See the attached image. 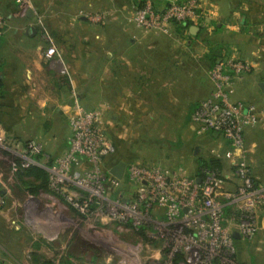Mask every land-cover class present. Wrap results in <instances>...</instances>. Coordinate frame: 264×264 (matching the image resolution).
Instances as JSON below:
<instances>
[{
    "label": "crops",
    "instance_id": "crops-1",
    "mask_svg": "<svg viewBox=\"0 0 264 264\" xmlns=\"http://www.w3.org/2000/svg\"><path fill=\"white\" fill-rule=\"evenodd\" d=\"M29 1L30 6L23 8L18 0H0V15L7 22L6 33L0 39V137L21 145L36 141L54 160L69 148V117L78 102L88 111L102 109L110 115L107 133L116 144L120 159L132 162L136 155L118 147L120 138L126 135L118 130L133 121L132 114L142 117L143 102L134 99L144 98L147 90L158 89L159 97L167 100L170 88L162 82L168 79L166 70L164 72L168 60L161 62L158 58L157 68L155 55L165 52V47L159 42L161 38L169 37L146 35L129 22L122 8L140 0ZM150 1L162 8L171 0ZM206 1L214 6L213 29L203 30L206 33L203 37H208L211 45L198 38L199 33L192 31L194 27L189 32L184 31L191 40H198L200 44L197 46L202 47V57L194 59L196 64L190 65V76L200 75L199 85H192L189 96L185 98L187 122L191 125L194 124L190 116L198 104L213 94L205 56L215 47L224 57L259 63L257 70L239 81L240 99L236 101L264 105V94L259 87L264 83V0ZM104 11L111 13L108 23L93 24L86 17L90 13ZM176 37L175 41L181 42L182 37L173 35ZM121 39L127 40L119 44ZM52 45L57 48L58 55L48 60L45 52ZM190 46L191 42L188 43ZM172 62L174 69L180 68V63ZM188 64V61H183L181 66ZM168 69L173 71L170 67ZM63 71H66L65 75ZM153 75L154 79H150ZM178 98L182 102L183 97ZM251 133L264 135V123ZM192 134L190 140L199 145L197 155H200L199 147L203 144L213 145L212 149L219 146V150L213 151L217 153L215 158L223 162V172H228L230 164L226 154L231 147L227 139V143L223 139L224 143L220 144L219 135L210 133L198 137L196 132ZM251 140L248 137V151L251 145L256 147V141ZM7 158L10 156L7 157L0 148V167L7 169L3 172L0 168V194L5 200L0 211L2 264H103V260L105 264H118L96 246L94 250H86L85 246L90 241L80 234L78 213L62 197L53 196L47 189L40 188L36 194L25 191V188L40 187L42 181L35 175L26 174V170L20 167V161L15 170L11 169ZM248 160L251 167L250 157ZM199 169L198 163L195 175L190 176L199 177ZM259 182L264 185V182ZM48 199L53 200L59 209L61 207L62 212L67 211V216L57 213L55 205L47 204ZM259 220L261 237L264 211L259 213ZM3 225L7 229L4 230ZM24 227L32 231L31 237L26 238L22 234ZM242 244L244 241L237 237L239 256ZM48 246H51V251Z\"/></svg>",
    "mask_w": 264,
    "mask_h": 264
},
{
    "label": "built area",
    "instance_id": "built-area-1",
    "mask_svg": "<svg viewBox=\"0 0 264 264\" xmlns=\"http://www.w3.org/2000/svg\"><path fill=\"white\" fill-rule=\"evenodd\" d=\"M18 3L30 6L29 0ZM122 10L146 35L170 36L175 23L211 30L215 18L214 6L206 0H171L162 8L140 0ZM110 16L108 11L86 15L93 24L108 23ZM6 30L7 22L0 15V39ZM57 55L54 45L45 52L48 60ZM259 67L258 62L224 57L208 72L212 96L202 100L192 115L198 137L212 133L229 142L226 173L204 169L193 177L182 169L129 161L123 179H118L111 170L123 160L107 133L106 112L88 111L78 102L69 117L70 145L62 156L51 160L40 143L21 145L7 137H0V148L10 156L11 169L20 161L23 170L39 167L48 173L50 192L78 213L79 230L86 239L88 233H106L110 238L113 231L145 233L160 245L161 258L150 264H243L237 260L234 235L253 241L261 231L259 213L264 211V185L257 183L247 159V139L264 123V105L234 101L233 96L239 81ZM4 205L0 194V211ZM90 243L119 255L118 264H147L139 257L141 244H124L123 249L106 238Z\"/></svg>",
    "mask_w": 264,
    "mask_h": 264
},
{
    "label": "rangeland",
    "instance_id": "rangeland-1",
    "mask_svg": "<svg viewBox=\"0 0 264 264\" xmlns=\"http://www.w3.org/2000/svg\"><path fill=\"white\" fill-rule=\"evenodd\" d=\"M174 29L175 30L170 36H166L169 37V39L165 38V40L161 38V42H159L165 47V52L155 55V64L157 68L158 58L161 60V62L162 60H168L165 66L167 68L164 69V72L166 70V75L168 74V79L165 80V82L161 81L162 84H165L168 89L170 88L167 94L168 98L165 101V99L159 97L160 91L154 88H152V90H147L144 93V98H135L134 100H140L143 102L141 108H143L142 111H144V114L141 118H138L141 115L132 114L134 116L133 121L128 123L126 127L121 126L118 131L120 132L121 130V132L126 135L120 138L121 141L118 147H123L124 150L136 155L134 160H132L133 162H140L146 165L159 164L172 170L182 169L186 171L188 175H195L199 160L216 157L217 153L213 151L219 150V146H215V148L212 149L214 147L213 145L210 146L203 144L199 147L200 152L198 153L200 155H197L196 149H198L197 147L199 146L198 142L190 140V137L193 135L192 133L195 132V126L191 125V123L188 124L187 122L188 114L187 108H185V105L187 104L185 98L189 96V89L192 85L196 87L199 85L200 75L196 73L197 75L195 74L190 76V65L196 64L194 59L202 57V47L197 46L200 44L198 43V40L193 41L191 40L190 35H187L181 31L177 33L176 28ZM198 29L199 31L197 32L199 34L203 36L206 34L205 31H203L205 29ZM173 35H180L182 37L181 42L175 41L177 37L173 38ZM126 40L127 39L119 40V44L122 41L126 42ZM201 41L202 40H200V42ZM151 42L154 41L151 40ZM189 42L192 43V46L190 47H188ZM172 61L180 63V68L174 69L172 65L174 62ZM183 61H188V66H181ZM168 67L172 68L173 71L175 70L176 73L169 70ZM192 72L193 74L195 73L194 71ZM172 74H175V76L173 75V77H170ZM154 77V75L152 77L150 76V79H154ZM155 82H158L157 78ZM239 93V90L236 89V94L233 96L234 101L240 99ZM198 94L199 93L197 92V95ZM177 95L183 97L182 102H180L181 100ZM178 104H182L184 106H179ZM109 117L110 115L106 113L107 123L110 121ZM121 125L124 124L121 123ZM191 126L194 127V130ZM254 131L255 130L252 132L254 133ZM111 134H113V131H111ZM255 135L256 134L250 133L248 136L251 137V141H256V147H252V145L249 147L250 151H248L249 153L247 158L249 159L250 157L251 159V167H254L253 173L256 179L264 182V135ZM223 139L225 138L221 136V138L218 140V143L223 144ZM225 142L227 143L226 139ZM0 168L3 170V172H5V170L7 171L5 167ZM9 178L11 180V177ZM25 191H29V188H25ZM54 195L55 194H53V196ZM46 201L49 202L47 203L49 205H55L53 204L54 201L51 199ZM54 210L57 213L62 212L61 207L59 209L57 205L54 206ZM62 213L67 216V211H63ZM11 219H9V223L11 222ZM77 223L78 229H80V221L78 219ZM3 226L4 230L7 229L6 225ZM22 234H24L26 238H29L32 236V231L29 228L24 227ZM112 234L114 235L112 238L108 237L106 233L101 236H96L94 233H88L86 237L89 241L96 240L98 238H106V240L110 239L111 241L118 243L123 249L125 247L124 244L134 246H139V244H141V252L139 257L142 259V261H147V264H150L154 260L161 258L158 253V248L160 246L158 241L147 240L146 237L141 235H132L131 233L123 234L119 231H113ZM262 234L263 235H261V237L258 234L253 241L244 242L245 244H242L241 256H239V253L237 256L238 262L243 264H264V232ZM85 248L86 250L90 251L94 250L95 246L88 242ZM47 249L51 251V246H48ZM102 252L105 254V256L112 257L115 263L121 260L119 255L107 252L103 249ZM104 261L105 260H103V264H105Z\"/></svg>",
    "mask_w": 264,
    "mask_h": 264
},
{
    "label": "trees",
    "instance_id": "trees-1",
    "mask_svg": "<svg viewBox=\"0 0 264 264\" xmlns=\"http://www.w3.org/2000/svg\"><path fill=\"white\" fill-rule=\"evenodd\" d=\"M135 3H137V2H135ZM191 27L192 26L189 23H175L174 24V28H176L177 33L180 32V31L181 32H184V31L185 32H189ZM198 38H202V40L205 43L208 42L211 45V42L209 41L208 37H203V35L199 34ZM223 58H224V55L220 54V51L217 49V47L212 49L205 56L206 63L208 64L210 70L218 62H220ZM190 118H192V116H190ZM216 135H218V134H216ZM198 163H199V166H200V169H199V174L200 175L202 174V171L204 169L218 171L220 173L223 172V169H224L223 162L220 159H217L215 157H212V158L210 157L209 159L199 160ZM26 174L35 175V176H37L39 178V180L42 181V184L40 185V187H32V188L29 189V191L32 194H36L38 192V190H40V188L41 189H47L48 191H50V188H49V175L45 171H43V170H41L39 168L33 167V168H30V169L26 170ZM257 183L260 184L259 181H257ZM142 236L146 237L145 233H143ZM146 239H147V237H146ZM147 240H149V239H147ZM178 260H181L180 256H179Z\"/></svg>",
    "mask_w": 264,
    "mask_h": 264
},
{
    "label": "water",
    "instance_id": "water-1",
    "mask_svg": "<svg viewBox=\"0 0 264 264\" xmlns=\"http://www.w3.org/2000/svg\"><path fill=\"white\" fill-rule=\"evenodd\" d=\"M32 13V12H31ZM33 30V29H31ZM199 29L197 27H194V29L192 31H195V33L198 31ZM260 89L262 90L263 94H264V83H260L259 84ZM127 162L128 161H122L120 162L116 167H114L111 170V174L115 177H117L118 179H123L124 177V173L127 167ZM201 179L198 178V182H200ZM235 238L240 237L237 233H235Z\"/></svg>",
    "mask_w": 264,
    "mask_h": 264
}]
</instances>
